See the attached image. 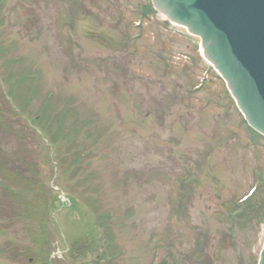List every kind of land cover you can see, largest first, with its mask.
Returning a JSON list of instances; mask_svg holds the SVG:
<instances>
[{"label": "rangeland", "instance_id": "1", "mask_svg": "<svg viewBox=\"0 0 264 264\" xmlns=\"http://www.w3.org/2000/svg\"><path fill=\"white\" fill-rule=\"evenodd\" d=\"M3 2L0 95L7 59L36 81L1 116L0 183L48 210L0 187V264H257L264 138L218 78L194 90L198 38L149 0Z\"/></svg>", "mask_w": 264, "mask_h": 264}, {"label": "water", "instance_id": "2", "mask_svg": "<svg viewBox=\"0 0 264 264\" xmlns=\"http://www.w3.org/2000/svg\"><path fill=\"white\" fill-rule=\"evenodd\" d=\"M199 35L247 122L264 134V0H152ZM258 264H264V243Z\"/></svg>", "mask_w": 264, "mask_h": 264}]
</instances>
